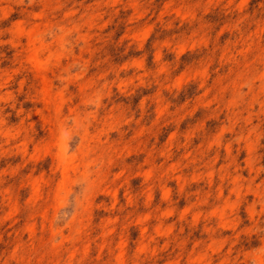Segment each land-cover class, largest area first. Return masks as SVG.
Returning <instances> with one entry per match:
<instances>
[{
    "label": "rangeland",
    "instance_id": "obj_1",
    "mask_svg": "<svg viewBox=\"0 0 264 264\" xmlns=\"http://www.w3.org/2000/svg\"><path fill=\"white\" fill-rule=\"evenodd\" d=\"M0 264H264V0H0Z\"/></svg>",
    "mask_w": 264,
    "mask_h": 264
}]
</instances>
